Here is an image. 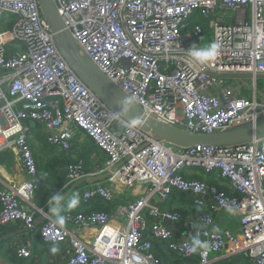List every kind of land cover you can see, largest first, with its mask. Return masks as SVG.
Listing matches in <instances>:
<instances>
[{
    "label": "built area",
    "instance_id": "obj_1",
    "mask_svg": "<svg viewBox=\"0 0 264 264\" xmlns=\"http://www.w3.org/2000/svg\"><path fill=\"white\" fill-rule=\"evenodd\" d=\"M52 3L81 52L142 108L145 126L152 121L165 131L211 136L264 123V0ZM2 16L13 22L0 30V152L16 156L25 181L0 186V225L19 222L30 230L42 217L38 236L46 245L65 247L64 264H164L157 245L186 264H217L227 244L251 264H264V139L222 147L158 139L113 114L75 76L38 0H0ZM199 19L208 34L202 25L190 27ZM210 43L218 48L210 62L188 56L191 46ZM30 124L41 126L47 145L65 156L77 132L86 136L104 159L94 176L111 175L83 187L81 202L122 204L111 213H65L64 225L36 206L40 187ZM65 171L58 193L85 177L82 160ZM180 197L197 212L176 237L161 222L183 221L170 209ZM220 216H234L238 234L213 231ZM87 229L96 234L84 242L80 233ZM197 234L208 247L193 253ZM17 255L31 258V247Z\"/></svg>",
    "mask_w": 264,
    "mask_h": 264
},
{
    "label": "crops",
    "instance_id": "obj_2",
    "mask_svg": "<svg viewBox=\"0 0 264 264\" xmlns=\"http://www.w3.org/2000/svg\"><path fill=\"white\" fill-rule=\"evenodd\" d=\"M11 21L13 22V17L2 16L0 18V27L5 25V27L8 28ZM30 125L31 129L28 143L34 155L35 162H38L37 180L39 181L40 185V189L36 193L35 204L39 208H46V212L48 214V212L50 211L51 197L54 194H57L64 184L65 175L62 176L60 174L65 170L68 161H72L71 159L75 157L76 159H80L83 161L85 175V177L81 179L83 180L103 176L94 175L98 174L103 167L104 159L98 153L94 144L80 132H77L75 134L72 153L65 156L58 153L56 149H53L47 145L43 138V134L40 133L41 126L36 124ZM54 160H57L60 163L52 166L51 163ZM106 180L107 179H104L91 184L82 183L81 185H79L77 189L62 202V211L60 214L63 215L65 212L79 213L94 210L106 211L108 213L114 211L119 204H122L121 201H117V203L109 207L104 205L99 200L83 205L80 198V203L77 208L68 210L66 207L67 200L72 194H79L83 187ZM24 181L25 172L16 156L9 150L0 152V186H4L10 183L20 184ZM59 184L61 185L57 189V186ZM215 184L220 189L229 191L223 183L215 181ZM66 192L67 191L62 192L61 194L64 195ZM117 198L119 199L120 196H117ZM170 207L172 211L177 212L181 215L183 221L178 222V224H172L166 221H162L161 224L174 236H182L188 228L186 226L187 223L192 222L193 216L197 211L194 208L192 201L184 199L183 197L177 199V202H173V204H170ZM49 216L57 221L56 213L53 212L52 214H49ZM216 223L217 224L212 227L213 231H221L224 228H229L235 234H238V224L234 216H220L216 219ZM117 224L118 222L111 223L112 226H116ZM38 226L39 224L29 230L23 227V225L19 222L0 225V264H64L67 258L65 247L56 246L58 247L59 251L55 255H53L50 251L53 246L46 245L41 242L38 236ZM95 234L96 230L87 229L80 233V238L84 242H89ZM27 246L31 247V258H19L17 255V249L21 247L25 248ZM155 249L156 254L161 257L164 264H186V261L182 259L178 260V258L172 256L162 246L157 245ZM216 263L251 264L248 257H245L242 254L237 255L231 253V246L229 244L226 245L222 256L219 257V262L217 260Z\"/></svg>",
    "mask_w": 264,
    "mask_h": 264
},
{
    "label": "water",
    "instance_id": "obj_3",
    "mask_svg": "<svg viewBox=\"0 0 264 264\" xmlns=\"http://www.w3.org/2000/svg\"><path fill=\"white\" fill-rule=\"evenodd\" d=\"M40 11L49 25L57 48L67 63L68 67L75 74V76L97 97V99L106 106L117 117L121 118L129 124L138 125L142 130L151 132L158 139L169 141L182 146H192L195 144L211 145V146H232V145H246L254 140L264 139V123L247 130L230 132L221 135L211 136H194L183 133L179 130L171 129L162 132L156 128L152 121L146 123L145 126L141 123L143 119L142 108L132 99L127 97L121 90H119L92 62L84 55L80 48L74 42L69 31L65 28L64 23L52 3V0H38ZM125 98H128L125 100ZM121 102L127 108L126 112L121 111ZM151 128V129H150ZM66 171L61 172L64 176ZM111 172L96 178H88L78 181L72 185L63 195L64 199L60 204L82 183L91 184L110 177ZM53 212H48L52 214ZM43 221L39 217L33 223L34 226L40 225Z\"/></svg>",
    "mask_w": 264,
    "mask_h": 264
},
{
    "label": "clouds",
    "instance_id": "obj_4",
    "mask_svg": "<svg viewBox=\"0 0 264 264\" xmlns=\"http://www.w3.org/2000/svg\"><path fill=\"white\" fill-rule=\"evenodd\" d=\"M218 51L217 45L215 43H210L206 47H200L197 45L191 46L187 52L188 56L194 61L200 64H205L210 62L216 56ZM128 98H125L127 100ZM121 111L126 112L127 108L124 106V102H121ZM64 199V196L61 193L54 194L50 200V212L56 213L57 223L63 224L65 222V217L61 215L62 207L60 201ZM80 197L79 194H72L67 200V209L73 210L79 206ZM229 212L233 209H228ZM208 247V242L200 239L199 234L195 235L191 239V251L193 253L198 252L201 249ZM51 253L55 255L59 249L56 246H53L50 249Z\"/></svg>",
    "mask_w": 264,
    "mask_h": 264
},
{
    "label": "trees",
    "instance_id": "obj_5",
    "mask_svg": "<svg viewBox=\"0 0 264 264\" xmlns=\"http://www.w3.org/2000/svg\"><path fill=\"white\" fill-rule=\"evenodd\" d=\"M11 24V23H10ZM9 24V25H10ZM195 25H202V27H203V29H204V31H205V33H207V31H208V27H207V24H206V22L204 21V20H197L196 22H192V24H190V27H193V26H195ZM60 162H58L57 160H54L52 163H51V165L52 166H54L55 164H59ZM38 181V180H37ZM38 184H39V181H38ZM61 184H59L58 186H57V189L59 188V186H60ZM39 187H40V185H39ZM177 200L176 199H174L172 202H171V204H173V202H176ZM85 204H88V203H85ZM83 205H84V203H83ZM88 212H101V211H96V210H94V211H87V212H85V213H88ZM103 212H106V211H103ZM65 213H71V212H65ZM64 213V214H65ZM64 214H63V216H64Z\"/></svg>",
    "mask_w": 264,
    "mask_h": 264
},
{
    "label": "rangeland",
    "instance_id": "obj_6",
    "mask_svg": "<svg viewBox=\"0 0 264 264\" xmlns=\"http://www.w3.org/2000/svg\"><path fill=\"white\" fill-rule=\"evenodd\" d=\"M7 22H8V21H7ZM10 23H12V21H11ZM11 26H12V24H10L9 27L7 28V27H5V25H4V26L0 27V30H8V29H10ZM206 34H208V32H207ZM236 82H237V80H226V83H227L228 85H233V84L236 83ZM242 82H243L246 86H249V85L251 84V81L248 80V79H246V80H242ZM260 86L262 87V86H264V84H263V83H260ZM71 160H72V161H68L67 163L74 162V161H76V160H80V159H76V157H75V158H72ZM36 163H37V168H38V162L36 161ZM85 165H86V164H85ZM85 168H86V166H85ZM176 202H177V201H176ZM185 263H186V262H185Z\"/></svg>",
    "mask_w": 264,
    "mask_h": 264
},
{
    "label": "bare ground",
    "instance_id": "obj_7",
    "mask_svg": "<svg viewBox=\"0 0 264 264\" xmlns=\"http://www.w3.org/2000/svg\"><path fill=\"white\" fill-rule=\"evenodd\" d=\"M157 129H159L161 132H162V130H163V131H165V130H164V129H162V127H161V126H159V125L157 126Z\"/></svg>",
    "mask_w": 264,
    "mask_h": 264
}]
</instances>
